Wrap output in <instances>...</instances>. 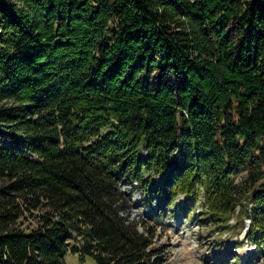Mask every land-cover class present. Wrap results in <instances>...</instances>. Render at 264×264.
Returning a JSON list of instances; mask_svg holds the SVG:
<instances>
[{
    "label": "trees",
    "instance_id": "16d2710c",
    "mask_svg": "<svg viewBox=\"0 0 264 264\" xmlns=\"http://www.w3.org/2000/svg\"><path fill=\"white\" fill-rule=\"evenodd\" d=\"M123 186L264 249V0H0V264H163Z\"/></svg>",
    "mask_w": 264,
    "mask_h": 264
},
{
    "label": "rangeland",
    "instance_id": "374dc122",
    "mask_svg": "<svg viewBox=\"0 0 264 264\" xmlns=\"http://www.w3.org/2000/svg\"><path fill=\"white\" fill-rule=\"evenodd\" d=\"M158 181L160 176L152 178V182ZM121 190L128 197L129 220L140 224L139 232L153 230V242L162 253L163 264H264V249L259 250L246 238L248 221L238 233L217 231L215 226L203 227L199 222L202 198L187 202L179 196L164 204L156 194L149 197L146 188L123 186ZM234 223L231 219L230 225ZM64 261L84 264L70 254Z\"/></svg>",
    "mask_w": 264,
    "mask_h": 264
}]
</instances>
